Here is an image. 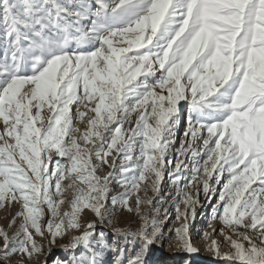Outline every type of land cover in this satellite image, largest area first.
I'll return each instance as SVG.
<instances>
[{"label": "snow or ice", "instance_id": "6c2138e0", "mask_svg": "<svg viewBox=\"0 0 264 264\" xmlns=\"http://www.w3.org/2000/svg\"><path fill=\"white\" fill-rule=\"evenodd\" d=\"M0 49V209L17 207L0 226V264L38 260L37 236L51 248L70 231L60 264H106L108 253L147 264L166 173L178 249L198 251L203 195L231 249L213 239L209 250L264 264V0H0ZM114 182L123 191L109 210ZM85 210L108 224L134 212L140 225L109 243Z\"/></svg>", "mask_w": 264, "mask_h": 264}, {"label": "rangeland", "instance_id": "374dc122", "mask_svg": "<svg viewBox=\"0 0 264 264\" xmlns=\"http://www.w3.org/2000/svg\"><path fill=\"white\" fill-rule=\"evenodd\" d=\"M85 23H88L87 21ZM3 52L0 49V56ZM182 103L180 123L177 128V147L179 146L178 142L183 139V132L186 130V117H187V105L184 102ZM83 110V109H81ZM73 111L75 112V106H73ZM79 126L83 130L86 125L80 123ZM179 139V140H178ZM105 173L107 168H105ZM186 176H190V171L185 173ZM186 182V181H184ZM118 184L115 182L112 185V190L109 193V200L107 202V207L109 210L112 209L111 197L117 193L122 192ZM176 189L172 186L171 180L168 177L167 173L165 174V179L161 183L160 192L158 194V199L162 200V203L158 205L160 208L159 213H152L153 218L158 220H163V236L160 239L157 245L150 247L147 255V264H232V262L225 261L222 258L215 256L213 251H210L208 245L211 244V240L215 239L221 244V251L228 252L230 251V245L225 241L224 236L219 234V230L223 227L222 222L219 220H211L213 215L211 209L215 204V198L212 203L209 204L206 202L203 195H201L200 200L203 207H197V215L195 221L190 226V236L193 242V246L198 250L195 253H187L181 249L177 248V240L173 231L170 229H175L180 227L183 223V219L177 220V213L175 212V203L179 199L175 195ZM143 195V193H141ZM149 196L153 194L151 191L148 192ZM70 198V197H69ZM134 204V200H133ZM183 208V205H181ZM164 209H167V219H165ZM69 210L68 205L63 206L62 211ZM17 207H12L10 209H0V226L7 227L10 223L12 216L15 215ZM144 211H147V208H144ZM48 217H45L47 220ZM92 220H97L95 215L88 210L82 215V222L86 223ZM211 222V227L209 226ZM19 223V222H18ZM140 225V217L134 212H128L126 210H119L115 215V223L108 224L100 223L97 220L96 232H104L107 234V239L109 243L115 242L117 245L124 244V237L118 236L114 233V229L118 228H127L129 230H135ZM213 229H216L214 232ZM15 229H13L14 231ZM83 231V229H81ZM210 233V237H205L204 233ZM225 234L229 233V229L224 228ZM79 234L74 232H69L63 238H58L54 245H51V248L48 244L49 236L46 234L43 239L37 236L38 242L43 243L44 253L39 256V259H33L31 261H24V264H43L47 260V264H60L61 261L68 259L71 255L69 252L61 250L62 245H66L70 242L72 235ZM233 238L237 237L233 235ZM139 243H136L134 247L126 246V253L132 255L134 252L139 250ZM50 248V255L49 253ZM80 249L77 250L79 253ZM16 260H20V257H16ZM106 264H115L116 257L112 253H108L105 257Z\"/></svg>", "mask_w": 264, "mask_h": 264}, {"label": "bare ground", "instance_id": "6f19581e", "mask_svg": "<svg viewBox=\"0 0 264 264\" xmlns=\"http://www.w3.org/2000/svg\"><path fill=\"white\" fill-rule=\"evenodd\" d=\"M179 140V139H178ZM178 144H179V142H178ZM218 259V258H217Z\"/></svg>", "mask_w": 264, "mask_h": 264}]
</instances>
